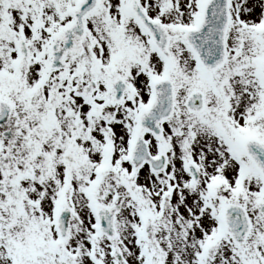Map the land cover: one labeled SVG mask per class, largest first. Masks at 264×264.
<instances>
[{
    "label": "snow or ice",
    "instance_id": "1",
    "mask_svg": "<svg viewBox=\"0 0 264 264\" xmlns=\"http://www.w3.org/2000/svg\"><path fill=\"white\" fill-rule=\"evenodd\" d=\"M0 264H264V0H0Z\"/></svg>",
    "mask_w": 264,
    "mask_h": 264
}]
</instances>
